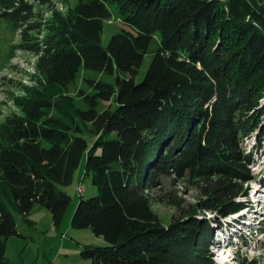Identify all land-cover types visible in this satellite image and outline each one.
Instances as JSON below:
<instances>
[{"label":"trees","instance_id":"obj_1","mask_svg":"<svg viewBox=\"0 0 264 264\" xmlns=\"http://www.w3.org/2000/svg\"><path fill=\"white\" fill-rule=\"evenodd\" d=\"M115 3L122 30L104 47ZM32 8L0 0V18L26 27L19 46L40 55L37 69L50 85L21 100L25 117L0 126V263L7 239L19 235L1 198L5 186L21 214L41 204L60 225L70 201L63 187L86 154L97 194L81 198L71 225L107 242L84 252L94 264H215L210 226L196 216L245 208L255 160L243 143L264 116V0H79L75 15L41 40L28 35L39 25ZM82 70L103 78H86L93 92L80 90L85 107L74 108L55 93ZM102 100L115 106L100 110ZM171 173L197 182L205 196L199 209L164 225L149 189Z\"/></svg>","mask_w":264,"mask_h":264},{"label":"rangeland","instance_id":"obj_2","mask_svg":"<svg viewBox=\"0 0 264 264\" xmlns=\"http://www.w3.org/2000/svg\"><path fill=\"white\" fill-rule=\"evenodd\" d=\"M25 2L33 6L35 17L31 22L39 23L28 35L41 40L60 27L59 23H66L75 15L79 0H50L46 4L38 0ZM110 7L112 13L104 21L102 33L104 47L113 35L122 30L123 16L120 5L115 3ZM25 28L21 24L20 28L13 29L6 19L0 18V126L9 117L26 116L21 101L23 98L40 90L50 89L46 76L37 69L40 55L19 46L25 42ZM158 44L159 39L156 38L150 49H156ZM152 57V52L146 55L137 76L138 82L144 78ZM86 78L100 79L103 75L82 70L74 83L55 93V96H66L71 100L72 107L84 108L85 104L78 92H93ZM100 103V110L115 106L113 100H102ZM261 119L263 122L260 131L255 132L252 138L243 143L255 160L252 166L253 179L246 187L249 199L260 202L257 211L252 214L245 211L236 217H220L212 211L197 212L196 217L207 221L210 226L211 232L207 236L211 242L209 249L214 254L215 264H264V234L258 237L253 231L255 227L256 230H264V116ZM87 138L89 144H92V136L89 134ZM158 179L157 186L150 188L149 193L152 198L151 207L164 225L188 216L195 210V206L199 209L198 206L205 195L197 182L189 181L188 177L187 180L184 177L178 179L172 173L162 174ZM63 189L70 195V201L61 224L56 225L51 211L41 204H36L28 214H21L15 206L10 188L5 186L6 192L1 193V198L15 216L19 235H12L7 239L5 259L0 264H94L93 259L86 257L84 252L92 246H105L107 242L95 235L90 227L75 228L71 225L81 198L86 199L97 194V188L92 184L90 175L86 174V154L75 172L72 183ZM232 221L238 222L232 225Z\"/></svg>","mask_w":264,"mask_h":264},{"label":"clouds","instance_id":"obj_3","mask_svg":"<svg viewBox=\"0 0 264 264\" xmlns=\"http://www.w3.org/2000/svg\"><path fill=\"white\" fill-rule=\"evenodd\" d=\"M247 198H248V196L242 198V200H243L244 203L246 202V200H248ZM247 207H249V209H250V208H253L254 206H249V205H246V203H245V208H247ZM245 208H243V209H241V210H244ZM241 210H239L238 212H240ZM238 212L232 213V214L227 215V216H229V217H231V216H236V215L238 214ZM252 213H254V212H253V211H250V212H249V214H252ZM261 217H262V216H260V218H261ZM244 220H245V219H244ZM244 220H243V221H244ZM261 220H262V219H261ZM256 231H257V230H256ZM258 231H259L261 234H264V230H259V228H258Z\"/></svg>","mask_w":264,"mask_h":264},{"label":"bare ground","instance_id":"obj_4","mask_svg":"<svg viewBox=\"0 0 264 264\" xmlns=\"http://www.w3.org/2000/svg\"><path fill=\"white\" fill-rule=\"evenodd\" d=\"M248 212V211H247ZM249 215V214H248ZM241 216V215H240ZM233 222V224L232 225H236L237 223L236 222H238V221H232ZM230 224V223H229ZM225 226H226V224H225ZM232 236V235H231Z\"/></svg>","mask_w":264,"mask_h":264}]
</instances>
